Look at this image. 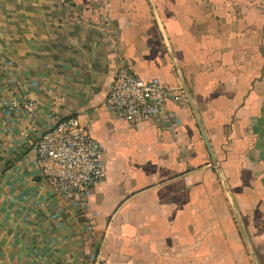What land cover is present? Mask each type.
Segmentation results:
<instances>
[{"label":"crops","instance_id":"1","mask_svg":"<svg viewBox=\"0 0 264 264\" xmlns=\"http://www.w3.org/2000/svg\"><path fill=\"white\" fill-rule=\"evenodd\" d=\"M165 42L264 264V0H0V264H253L188 102L135 123L103 105L120 63L181 88ZM69 116L105 148L79 205L34 164Z\"/></svg>","mask_w":264,"mask_h":264},{"label":"built area","instance_id":"2","mask_svg":"<svg viewBox=\"0 0 264 264\" xmlns=\"http://www.w3.org/2000/svg\"><path fill=\"white\" fill-rule=\"evenodd\" d=\"M168 99L186 105L181 88L165 85L158 78L144 79L125 63H120L103 105L124 120L135 123L160 116ZM33 106L32 101L25 102L29 116L33 115ZM33 150L34 164L45 183L65 201L78 197L79 205L90 188L105 177V148L76 116L61 119L41 134L34 141ZM84 229L90 233L92 226ZM84 264H97V261L91 257Z\"/></svg>","mask_w":264,"mask_h":264},{"label":"water","instance_id":"3","mask_svg":"<svg viewBox=\"0 0 264 264\" xmlns=\"http://www.w3.org/2000/svg\"><path fill=\"white\" fill-rule=\"evenodd\" d=\"M149 2H150L151 9H152V11H153V13H154L155 19H156V21L158 22V24H159V26H160V28H161L162 34H163V30H162L161 22H160L159 17H158V15H157V13H156V10H155V8H154L152 2H151V1H149ZM163 36H164V35H163ZM165 39H166V38H165ZM166 41H167V40H166ZM165 43H166V46H167L168 52H169V54H170V57H171V59H172V62H173V66H174V68H175V71H176V73H177V75H178L179 82H180V86H181V90H182V92H183V94H184V97L186 98V101L188 102V104H189V106H190V108H191V110H192V112H193V115H194L195 121H196V123H197V125H198V128H199V131H200V133H201L202 139H203L204 144H205V146H206V148H207V150H208V152H209V155H210L211 161H212L213 165H214L215 168H216V172H217V175H218V177H219V180L221 181V184H222V186H223V188H224V191H225V193H226V195H227L228 201H229L230 206H231V208H232L233 214H234V216H235L236 222H237V224H238V226H239V229H240V231H241V234H242V237H243L244 242H245V244H246V247H247V249H248V251H249V254H250V256H251L252 262H253V264H258L257 259H256V256H255V253H254V251L252 250V247H251V245H250V243H249V240H248V238H247V235H246V233H245V230H244V228H243V225H242L241 220H240V218H239V215H238V213H237L236 207H235V205H234V203H233V201H232V198H231V195H230L229 190H228V188H227V185H226V182H225V180H224V177H223V175H222V173H221V171H220V169H219V166H218V164H217V160H216V158H215L214 152H213V150H212V148H211V146H210V143H209V141H208V139H207V136H206V133H205V129H204L203 124H202V122H201V119H200L199 113H198V111H197V108H196V106H195V104H194V102H193L192 95H191V93H190V91H189V89H188V87H187V84H186V82H185V79H184L183 75L181 74V71H180V69H179V67H178V65H177V62H176V60H175V57H174V55H173V52H172V50H171L169 44H168L167 42H165ZM60 120H61V118H57V117H56V120L53 121V125L56 124V123H57L58 121H60Z\"/></svg>","mask_w":264,"mask_h":264}]
</instances>
